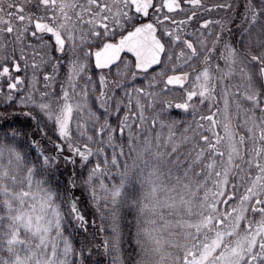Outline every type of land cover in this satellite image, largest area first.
I'll return each instance as SVG.
<instances>
[{
    "label": "snow or ice",
    "instance_id": "1",
    "mask_svg": "<svg viewBox=\"0 0 264 264\" xmlns=\"http://www.w3.org/2000/svg\"><path fill=\"white\" fill-rule=\"evenodd\" d=\"M183 3L193 9L201 7V0H183ZM35 7L43 10L44 14L25 12L23 4H10L4 15V8L0 6V34H6L17 42H23L26 36L44 43L51 41L60 53L79 48L85 61L94 57L98 69H111L116 64L114 71H118L120 65L117 62L121 54L127 52L135 58V69L147 73L154 65H161L163 57L171 62L167 67L173 74L164 78L161 92L164 96L174 95L169 88L172 86V89L183 90L181 95L184 99L179 103L162 100L160 112L172 108L185 113L191 110L194 123L188 124L179 135L174 131L178 121L165 125L158 113L152 120V126L156 127L159 122L161 129L168 128L163 142L157 133L154 141L145 137L139 147L129 143L131 163L125 162L119 186L110 191L113 235L104 241L103 249L114 257L112 264H122L117 216L119 204L127 205L137 213L134 242L139 249L138 264H264V94L253 86L251 75L247 76L246 92L237 90L232 93L231 102L237 109L241 108V101H246L249 105L246 113H251L243 122L247 125V136L241 135L232 126L228 90H223L221 109L216 85L207 67L192 77L187 88L185 85L190 73L186 70L177 72V68L184 69L185 65L194 68L193 58L209 64L219 36L209 47L203 34H194L201 52L206 53L202 57L191 40H182L176 34L183 31L179 26L187 24L196 13L193 11L187 20L180 21L169 15L184 11L181 0H37ZM259 14L252 9L253 23ZM150 16L152 21H146L145 18ZM142 20L145 22L140 23ZM165 22L177 25L175 30L163 31V35L169 38L168 48L157 36L158 27ZM210 23L212 21H205L201 27L208 28ZM84 26H87L86 30ZM121 32L125 34L115 40ZM45 36L48 41L43 40ZM93 45L98 50L93 51ZM177 45L182 47L177 48ZM255 47L258 49L256 54L249 53L245 59L260 66L259 78L264 88V40H257ZM237 55L236 49L226 47L223 58L231 65L236 63ZM239 55L244 56V53ZM2 59H11V64L0 63V94L6 88V99L11 102L12 92L18 90L23 81L13 76L10 69L19 73L22 68L15 57ZM86 68L87 63L79 58L70 63L68 82L73 91L74 81L84 74ZM216 68L219 69L218 64ZM135 75L134 72L133 77ZM160 75L164 77V72L161 71ZM51 79L49 75L44 76L45 81ZM100 84L107 87L106 76H100ZM134 91L148 99V108H152L156 97L161 95L145 92L143 88ZM82 92L86 96L87 89H82ZM28 99L31 100V96ZM60 99L63 103L56 111L51 110L47 103H40L39 108L59 126V135L68 138L74 108L82 111L86 105L74 106L67 90L62 92ZM98 99L107 114L109 97L101 91ZM205 102H208V114H201L197 119L199 106ZM136 107L139 124L143 126L145 105L137 99ZM257 110L259 118L255 115ZM114 111H118V107ZM88 117L97 123L100 120L90 110ZM125 128H131L126 114L122 127L114 129L105 120L99 134H106L109 146L115 148L113 134L118 131L123 135ZM80 135L86 136L89 142L93 141V136L86 135V131H81ZM138 139L129 131L130 141ZM119 147L118 154L125 155L123 146ZM73 150L84 161L93 155L88 143L83 145V150L80 147ZM102 151L101 147L96 148V154ZM116 157L114 151L111 163L119 166ZM47 164L48 157H43L42 165ZM100 171L97 163L88 182ZM37 174L36 165L27 161L19 150L0 143V264H71L74 250L63 235V217L55 202L56 194L42 178V173L41 178H37ZM172 180L174 183L168 182ZM104 190L109 191L107 188ZM236 192H240L238 202L234 199ZM92 195L95 199L94 188ZM229 201L234 203L229 205ZM69 206L74 218L83 226L84 217L75 201H70ZM105 207H108L107 202ZM249 212L258 213L259 217L252 219L247 215Z\"/></svg>",
    "mask_w": 264,
    "mask_h": 264
},
{
    "label": "rangeland",
    "instance_id": "2",
    "mask_svg": "<svg viewBox=\"0 0 264 264\" xmlns=\"http://www.w3.org/2000/svg\"><path fill=\"white\" fill-rule=\"evenodd\" d=\"M13 1L17 5L23 4L25 12H38L41 15L44 14L43 10L35 7L37 0H32L31 3H29V0ZM181 4L184 11H177L169 14L174 16L177 21L187 20L188 16L193 11L196 13L187 24L179 26L183 31L176 34H179L182 40H191L201 57L206 53L201 52L197 35L194 34H203L209 47L213 46L215 37L219 36V40L215 42V51L211 53V62L209 64H204L200 58H193L192 63L194 68L185 65L184 69L177 68V72L179 73L182 70H186L190 73L188 84L185 85L187 88L188 85L192 83V77L207 67L213 77L212 82L216 85V95L217 99L221 101V109H223V90L227 88L230 101L229 114L232 117V126L241 135L247 136V125H243V122L247 119L248 115H251V113H246V109H248L249 105L246 101H241V108L238 110L236 104L231 101L233 92L238 90L240 93H244L248 90V75L252 76L253 86L264 94V88L261 87L259 78L260 66L255 64V62H250L249 59H245V56L249 53L256 54L258 51L255 47L256 41L264 40V0H201V7L195 9L183 3V0H181ZM220 5H224L225 7H220ZM252 9L260 13L255 23L252 22ZM236 18L240 21L238 34L239 48L231 39L223 36V34L229 32L227 29ZM12 19L15 24V17ZM145 20L151 22L152 17L145 18ZM205 21H212V23L208 25V28L201 27ZM135 22L136 21H134V23ZM139 22L142 23L145 21L142 20ZM17 27H19V25H17ZM84 27L86 30L87 26ZM176 28L177 25L170 22H165L163 26L158 27V35L165 43L166 48H168L167 42L169 38L163 35V31L165 29L175 30ZM208 33H211V35H208ZM122 34H124V32L119 33L115 37V40ZM43 40L48 41V37L45 36ZM85 47H87V45H85ZM180 47L182 46L177 45V48ZM226 47L236 49L238 55L235 64L230 65L223 58V56L226 55ZM97 49V46L93 45L92 50L95 51ZM240 53H244V56L239 55ZM5 56L9 58L15 57L16 61L21 65V72L16 73L12 69H10V71L13 76L20 78L23 83L18 85V90L12 92L13 100L11 102H8L6 99V88L4 93L0 94V143L16 148L26 157L27 161L35 164L38 170L37 178H41L40 174L42 173V178L46 180L49 187L52 184L49 175L59 169L72 165L74 168L70 176L72 186L80 185L84 191L89 194L90 200L95 203L99 211V217L104 222L105 227H107L105 238L111 239L113 233L111 212L109 210L111 206L110 191L114 187L119 186L121 173L125 172V162L131 163V157L128 156L129 143H132L133 147H139L140 141H143L145 137L154 141L157 133L161 135V141L163 142V138L168 134V128L164 127L161 129L159 122L156 127L152 126V120L158 113L161 115V122L165 125H168L172 121H178L174 128V131L178 135L188 124L194 123L191 110L189 113H185L180 109L172 108L165 110L163 113L160 112L162 100L166 99L174 103H179L183 102L184 99L181 95L183 90L178 88L172 89V86H169V88L174 92V95L164 96L161 92L164 86V78L173 74L167 67L171 62L164 60L162 57L161 65L144 73L135 69L134 59L132 57L124 56L118 63L120 65L118 71H114L117 65L108 70H97L94 66L93 58H89L85 61V57L79 48L76 50L66 49L64 53H58L51 41L44 43L40 39L26 36L23 42H17L6 34H0V63H8L10 65L11 59L3 61L2 58ZM21 56L23 58H21ZM77 58H79L81 62H86L87 68L84 74H82L78 80L74 81L75 91H73L68 82L69 65ZM125 62H127V66H125ZM217 64L219 65V69L216 68ZM33 65H35V67H33ZM54 65H58V67L54 68ZM161 71L164 72V77L160 75ZM134 72L136 73L135 77H133ZM229 72L232 74L230 76L226 75ZM45 75L51 76L52 79L45 81ZM101 75L106 76L108 81L107 87L100 84ZM89 77H91V80L88 79ZM217 77L222 79H217ZM113 81H115V83H113ZM6 83L7 81H5V84ZM85 88L87 89L86 96L82 92V89ZM136 88H143L145 92L160 93L161 95L156 97L153 102L154 106L148 108V99L144 95L135 92L134 89ZM64 90L69 92V100L74 106L77 104L86 105V108L82 111L74 108L73 119L69 124L70 136L68 138H63L59 135V126L53 120L48 119L45 112L41 111L39 108L40 103H47L50 105L51 110L56 111L63 103L60 97ZM101 91L105 92L109 97L107 114L104 108L100 107L98 97ZM126 91L128 94H126ZM29 96H31V100L28 99ZM137 99L140 100L141 104L145 105V120L143 126L139 124V117L136 114L138 111L136 107ZM207 104L208 102H205V105L199 106V110L196 113L197 119L201 114H208ZM117 107L118 111H114ZM89 110L100 117L98 123L89 119ZM125 114L129 116L131 128H125L123 135H120L118 131L114 133L113 145H117V147L114 148L109 146L107 135H100L99 128L104 124L105 120L114 129L122 127ZM15 115L18 116L17 120L7 121L11 120L13 118L12 116ZM255 115L259 118L260 113L258 110ZM21 120L23 123L21 122L20 124L38 127L39 132L42 133V139L31 140L33 139L32 137L23 136L21 133L18 134L20 131L15 129L18 128V126L8 124H13ZM6 122H8L7 125L10 129H4ZM250 123L249 121V124ZM78 124L80 125L79 128ZM81 131H86V135L93 136V141H87L86 136L80 135ZM129 131H131L134 137H138L139 139L130 141ZM96 141H102V143L97 144ZM85 143H88L89 147L93 149V155L90 156L87 161L82 160L73 150L74 147H80L83 150V145ZM70 145L72 146L71 148ZM119 146H123L125 155L120 156L118 154L120 151ZM97 147L103 149L102 153L96 154ZM114 151L117 153L116 158L119 166L111 163ZM43 157H48L49 164L42 165ZM97 163L100 164L101 171L97 173L89 183L88 177ZM168 182L174 183V180ZM233 182L238 183V181ZM102 185L104 186L103 188ZM93 188L95 189V199L92 195ZM104 188H107L109 191L106 192ZM239 196L240 192H236L234 198L236 202H238ZM70 201H75L79 209L76 199L67 197L64 200L65 204H62L55 195V202L59 205L60 212L62 213L63 205L66 206V208L63 209L68 211L67 215H63L62 213V228L63 235L73 246L74 251L71 256V264H91L93 258L86 261V257L91 253L93 248L87 247L88 249H86V246L78 247L74 244V235L78 233L81 228H85L86 223L81 226L80 221L74 218V214L71 213L69 206ZM106 202L108 207H105ZM233 203L234 201H229V205ZM124 206L128 207L127 205L119 204L117 208L121 209ZM131 210L133 211L132 214L135 218L136 225L137 213L133 209ZM247 215L252 219L259 217L258 213L252 214L249 212ZM67 226H70V228ZM242 226L243 223L241 227ZM136 230L135 226L133 237L135 236ZM170 250L173 252L176 251L175 249ZM138 261L139 258L135 264H138Z\"/></svg>",
    "mask_w": 264,
    "mask_h": 264
},
{
    "label": "trees",
    "instance_id": "3",
    "mask_svg": "<svg viewBox=\"0 0 264 264\" xmlns=\"http://www.w3.org/2000/svg\"><path fill=\"white\" fill-rule=\"evenodd\" d=\"M14 120H17V118L13 117L9 121ZM17 126V130H19L23 136L32 137L33 139L31 140L41 138L42 133L39 132L38 127L25 124ZM4 129L10 128L5 125ZM73 171V166L69 165L53 172V174L49 175L52 182L50 188L55 192L56 198L62 204H65L64 200L67 197H72L78 202L81 214L85 219L86 227L81 228V230L74 235V244L78 247L86 246V249H88L87 247L93 248L91 253L86 257V261L93 258L91 264H112L114 257L110 252H105L103 249L107 227H105L104 222L99 217V211L95 203L90 200L89 194L86 193L80 185L72 186L70 176ZM63 208H66V206L63 205L62 213L63 215H67L68 211ZM132 213L133 211L126 206L118 209L117 213L121 237L120 260L122 264H135L139 258V249L133 237L135 218ZM67 227L70 228V226Z\"/></svg>",
    "mask_w": 264,
    "mask_h": 264
},
{
    "label": "flooded vegetation",
    "instance_id": "4",
    "mask_svg": "<svg viewBox=\"0 0 264 264\" xmlns=\"http://www.w3.org/2000/svg\"><path fill=\"white\" fill-rule=\"evenodd\" d=\"M10 4H15V2L13 0H2V3H0V6L4 8V13H3L4 15H6L7 12L9 11L8 5Z\"/></svg>",
    "mask_w": 264,
    "mask_h": 264
},
{
    "label": "water",
    "instance_id": "5",
    "mask_svg": "<svg viewBox=\"0 0 264 264\" xmlns=\"http://www.w3.org/2000/svg\"><path fill=\"white\" fill-rule=\"evenodd\" d=\"M154 66H156V65H154Z\"/></svg>",
    "mask_w": 264,
    "mask_h": 264
}]
</instances>
